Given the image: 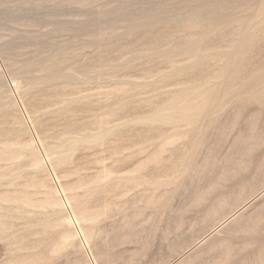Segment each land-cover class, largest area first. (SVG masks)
Instances as JSON below:
<instances>
[{
  "label": "rangeland",
  "instance_id": "1",
  "mask_svg": "<svg viewBox=\"0 0 264 264\" xmlns=\"http://www.w3.org/2000/svg\"><path fill=\"white\" fill-rule=\"evenodd\" d=\"M0 264H264V0H0Z\"/></svg>",
  "mask_w": 264,
  "mask_h": 264
},
{
  "label": "bare ground",
  "instance_id": "2",
  "mask_svg": "<svg viewBox=\"0 0 264 264\" xmlns=\"http://www.w3.org/2000/svg\"><path fill=\"white\" fill-rule=\"evenodd\" d=\"M46 79V78H45ZM4 123V122H3ZM7 124V123H6ZM30 167V166H29ZM27 169V168H26ZM15 175V174H14ZM32 185V184H31ZM34 186V185H33ZM9 195V194H8ZM87 211V210H86Z\"/></svg>",
  "mask_w": 264,
  "mask_h": 264
}]
</instances>
